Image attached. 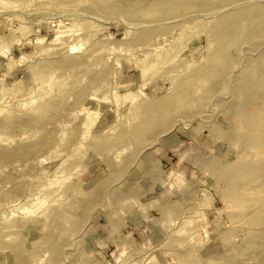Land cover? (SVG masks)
Returning <instances> with one entry per match:
<instances>
[{"label":"rangeland","instance_id":"rangeland-1","mask_svg":"<svg viewBox=\"0 0 264 264\" xmlns=\"http://www.w3.org/2000/svg\"><path fill=\"white\" fill-rule=\"evenodd\" d=\"M0 264H264V0H0Z\"/></svg>","mask_w":264,"mask_h":264}]
</instances>
